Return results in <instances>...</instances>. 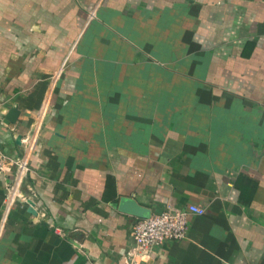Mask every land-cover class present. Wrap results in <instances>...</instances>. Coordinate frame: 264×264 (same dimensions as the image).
<instances>
[{"label": "crops", "instance_id": "1", "mask_svg": "<svg viewBox=\"0 0 264 264\" xmlns=\"http://www.w3.org/2000/svg\"><path fill=\"white\" fill-rule=\"evenodd\" d=\"M31 133L0 264H264V0H0L7 156ZM121 198L206 211L143 253Z\"/></svg>", "mask_w": 264, "mask_h": 264}, {"label": "built area", "instance_id": "2", "mask_svg": "<svg viewBox=\"0 0 264 264\" xmlns=\"http://www.w3.org/2000/svg\"><path fill=\"white\" fill-rule=\"evenodd\" d=\"M22 142L21 156L18 159L7 156L0 149V173H5L14 167L12 182L7 187L9 202L19 197V188L30 171L31 157L36 146L34 133L27 134ZM206 209L203 206L188 204L183 210L168 209L148 218L138 220L133 226L132 236L135 250L147 252L155 245L164 242H179L186 238L191 216H201Z\"/></svg>", "mask_w": 264, "mask_h": 264}, {"label": "water", "instance_id": "3", "mask_svg": "<svg viewBox=\"0 0 264 264\" xmlns=\"http://www.w3.org/2000/svg\"><path fill=\"white\" fill-rule=\"evenodd\" d=\"M18 116V111L15 107H13L6 120L4 121L5 124L14 123ZM20 136L15 139L17 144H20ZM117 208L120 212L135 216L140 219L148 218L151 214L150 210L144 207H141L137 204V202L133 199L129 198H121L118 202Z\"/></svg>", "mask_w": 264, "mask_h": 264}, {"label": "trees", "instance_id": "4", "mask_svg": "<svg viewBox=\"0 0 264 264\" xmlns=\"http://www.w3.org/2000/svg\"><path fill=\"white\" fill-rule=\"evenodd\" d=\"M0 149L7 155V153L3 150V145L1 143H0ZM16 149H18V148L16 147ZM20 156H21V151L18 152V155L16 156L15 159H18Z\"/></svg>", "mask_w": 264, "mask_h": 264}]
</instances>
